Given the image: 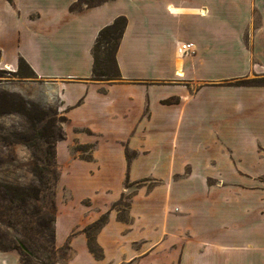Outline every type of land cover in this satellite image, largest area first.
<instances>
[{
  "label": "crops",
  "instance_id": "obj_1",
  "mask_svg": "<svg viewBox=\"0 0 264 264\" xmlns=\"http://www.w3.org/2000/svg\"><path fill=\"white\" fill-rule=\"evenodd\" d=\"M76 1L12 0L10 3L7 0H0V64L14 68V71L18 58L23 57L37 76L36 80L18 82V88H11L10 91L18 93L23 98L32 99L24 85L30 90L33 87L36 90L38 87L36 85L43 86L44 90L50 86L51 93L57 96L60 107L68 118L65 128L67 133L82 127H88L105 136L114 134L116 137H127L134 132L135 136L130 140L131 145L136 146L143 141L145 147L151 149L149 158L145 159L167 162L164 172L171 163L169 156L166 157L164 154L166 144L170 141L172 147L176 148V153L172 155L173 166L179 161L182 164L187 158L194 163L195 169L210 172L216 180L222 182V185L191 190L189 196L193 197L190 200L193 201L190 204V212L181 216L179 227L185 234H188L189 230L193 240L181 244L180 239L177 264H264V187H262L264 183H261L264 182V86H202L191 102L193 109L182 113L179 107L160 104L159 100L175 93H180L183 97L184 91L180 92L181 90H176L173 86L142 83L147 78L167 75L174 65L182 72L183 68L189 72L193 67L196 81H216L222 77L236 78L246 75L264 76V0H162V4L157 8L149 5V2L144 6L147 0H124L142 3L139 6L141 12L139 20L135 19V16H125L116 11L98 20L92 28L90 26L80 28L83 32H90L87 45L91 57L89 68L85 72L80 71L75 65L65 67L64 64L58 63L56 66L54 63L49 65L43 63L46 67L43 70L41 61L45 57L59 58L62 52H66L61 45L71 44L69 36L65 35L76 30L78 18L87 13L94 14L98 7L114 0L80 8L73 7ZM120 15L127 18L116 52L120 79L91 80L92 46L96 36L101 28ZM185 18L191 19L190 22L193 21L194 24L201 22L203 26L206 21L211 23L214 19L217 22L224 20L228 22L231 30L218 33L219 23H215L217 27L213 31L203 29L201 26L200 29H196L197 32H192L190 28L181 27L180 24ZM210 26L212 27L213 23ZM49 36L51 39L48 42L45 38ZM153 38L163 44L171 41L170 47L167 45V50L164 49L162 54L161 73L148 74L128 70L125 59L130 57L133 60L143 59L148 54L146 46ZM181 41L194 44L193 57L176 60V44ZM28 48L33 53L28 51ZM68 50L70 53L71 50ZM39 90L41 88H38ZM163 90L166 93L162 92ZM115 91L122 93L112 96V92ZM199 97L203 98L200 103ZM39 99L36 97L33 101L37 102ZM145 107H148L150 112L149 120L141 118ZM79 108L89 109L91 119L69 128L72 114ZM196 130L205 134L199 137L197 134L188 136L180 134L183 131L186 134L191 132L193 134ZM165 132L170 136L163 134ZM77 134L84 142L93 141L90 135L85 136L81 132ZM140 134L147 136L142 139ZM237 134L245 138V144L241 148L243 153L239 151L241 146L238 147ZM154 138H158V143L148 144ZM232 138L235 142L230 140ZM181 140L187 149L193 147L202 149L203 146L209 150L215 149L216 154L206 160L192 158L189 155L180 157L177 150L182 146ZM155 149L156 154H151ZM243 154L254 155L256 159L253 161L244 159ZM99 158V166L97 162L86 164L88 172L90 169H93V173L102 169L108 172L114 170L119 176L120 183L122 170L128 169V163L112 159L108 152ZM102 159L106 160L103 164ZM141 162L142 160H139L134 163L131 172L162 174L151 169L143 170ZM207 163L209 168L202 169ZM154 167L157 169L158 164ZM175 167L179 169L181 165ZM119 187L113 196H110L112 190L108 186L103 189V192L110 189L109 193L104 192L103 205L97 204L95 200L92 202L105 207L109 201L116 198ZM83 197L86 196L76 197L73 201H70V198L65 203L77 205L82 211L77 221L64 233L59 244L56 241L62 205L58 208L54 225L56 247L63 244L73 228H77L80 233L72 235L70 239L72 253L79 250L89 262L96 263L106 258L107 264H114L115 261H111L112 255L118 254L121 249L116 242L117 238L96 241L103 250L101 259H96L88 250L83 232L87 224L83 226L79 224L82 219L87 220L86 223L90 222L94 211H91L90 206L79 203ZM141 205L148 207L146 203L136 207ZM135 208H132V211L137 212ZM192 254L195 255V260L194 263H189ZM160 258H163V261L159 262ZM140 259L141 264H168L170 261L169 258L156 255L153 251ZM0 264L21 262L15 251L0 250ZM55 264L62 263L57 261Z\"/></svg>",
  "mask_w": 264,
  "mask_h": 264
},
{
  "label": "rangeland",
  "instance_id": "obj_2",
  "mask_svg": "<svg viewBox=\"0 0 264 264\" xmlns=\"http://www.w3.org/2000/svg\"><path fill=\"white\" fill-rule=\"evenodd\" d=\"M148 2L149 5L156 8L162 4V0H147L143 5L146 6ZM141 4V2L136 1H109L98 7L94 14L87 13L78 18L76 30L65 35L69 36L68 39L71 44L66 45L64 43L61 45L63 51L66 52H62L59 58L45 57L41 61V69H46L44 64L54 63L56 66L58 63L64 64L65 67L75 65L80 71L85 72L89 68L91 57L87 45L90 32H83L80 28L84 26L92 28L98 20L108 17L116 11L125 16H135V19L139 20L141 15L139 6ZM190 20L183 19L180 24L181 27L190 28V31L197 32L196 29L203 26L201 22L194 24ZM162 22H164L163 19ZM211 23H213L212 27L210 26ZM211 23L206 21L203 29L213 31L217 27L216 24L219 23L218 33L231 30L228 22L224 20L217 22L214 19V22ZM50 39V36L45 38L48 42ZM152 40L146 46L148 54L143 59L133 60L131 57L125 59L128 70L148 74L161 73L162 54L167 45L168 48L170 47L171 41L163 44L155 38ZM68 49L71 50L70 53L67 52ZM28 51L33 53L29 48ZM194 55V53L182 57L176 55L175 58L182 60ZM13 69L10 66L0 64V248L15 247L11 250L18 253L21 264H49L50 256H52L54 264L57 261L62 264H66V261L67 264H107L106 258L93 263L86 260L79 250L72 253L70 239L72 235L80 233L77 228H73L68 238L58 247H56L55 242H52L50 232L45 228L46 225L51 229L54 228L58 208L62 205L56 241L59 244L64 233L77 221L82 211L77 205L65 203L70 198V201H73L76 197L86 196L81 198L79 203L90 206L91 211H94L91 214L89 224L102 213L107 214L105 225L95 234L96 241L98 239L117 238L116 242L121 247L118 254L112 255L111 261H115L114 264H141L140 258L152 251L156 255L169 258L168 264H177L180 239H182L181 244L193 240L189 230H187L188 234H185L180 231L179 227L181 216L190 212V204L193 201H190L193 197L189 196L191 190L210 188L216 184L222 185V182L216 180L210 172L205 173L195 169L194 163L187 158L182 164L181 161L176 162L175 166L181 165L179 169L173 166L172 155L176 153V148L172 147L170 141L166 144L164 154L166 157L169 156V163L170 161L171 163L164 172V168L168 165L167 162L145 159L149 158L151 149L145 147L143 141L136 146L131 145L130 140L132 136H135L134 132H131L127 137H116L114 134L105 136L88 127H82L67 133L65 128L68 118L65 111L60 107L57 96L51 93L50 86L47 85L49 86L46 87L48 89L44 90L43 86L36 85L38 86L36 91L34 87L30 90L27 85H24L26 92H30L32 99L23 98L10 89L18 88V82L30 79L13 77L9 74ZM176 69L177 67L174 65L172 71L167 75L147 78L142 83L173 86L176 90H181L180 92L184 91L185 96L183 97L180 96V93H175L159 100L160 104L179 107L182 113L185 110L193 109L191 102L202 86H243L240 81L256 77L246 75L236 78L222 77L216 81H196L193 67L189 72L183 68V76H177ZM38 81L50 82V80ZM38 88L41 90L38 91ZM121 93L115 91L111 95L117 96ZM36 97L40 99L34 102L33 99ZM21 99L43 107L49 118L47 123L40 121L39 118L42 114L32 111L30 107L27 109L32 114L31 119L20 112ZM201 99L203 100L202 97L198 98V103L202 102ZM142 117L150 119L148 107H145ZM89 119H91L89 109H76L68 127L78 126L84 121H89ZM60 127H62V137H59ZM78 132L85 136L90 135L93 141L84 142L80 140ZM163 134L170 136L168 132ZM180 134L185 136L197 134L199 137L205 133L201 134L200 130H196V133L193 134L192 132L186 134L184 131ZM140 135L142 139L147 136L146 134ZM237 135L239 136L236 137L237 142H239L238 147L241 146L239 151L243 153L241 148L245 144V138L243 135ZM45 136L49 138V145L44 140ZM230 140L235 142L234 138ZM152 143L157 144L158 138H154L148 144ZM182 146H180L182 149L177 150V155L180 157L189 155L192 158L198 157L199 160H206L216 154L215 149L209 150L203 146L202 149L196 147L187 149L183 146L184 149ZM156 151L157 149L151 154H156ZM106 152L112 159L128 163V169L122 170L120 183L119 176L114 170L108 172L102 169V171L93 173V169H90V173L88 172L86 164L97 162V166H99V157L106 155ZM244 157L250 161L256 159L254 155H245ZM139 160H142L141 167L143 170L151 169V171L162 174L131 172V166ZM104 161L106 162L102 159V164ZM155 164H158L157 169L154 167ZM208 164H204L202 169L209 168ZM261 183L264 182L261 181ZM8 186L21 188L25 192L23 195L25 201H10L6 193ZM106 186L112 190V192L110 189L104 190L105 193L110 192V196L115 195L119 187L117 196L114 200L109 201L105 207L97 206L92 200L103 205L105 202L103 189ZM143 203L148 204V207H142L144 205L139 206L140 209L136 207ZM132 208L138 211L134 212ZM85 221L87 220L82 219L79 226L84 224L88 226L89 224ZM113 253H117V251H113ZM192 255L189 263H194L195 255ZM161 261L163 258H160L159 262Z\"/></svg>",
  "mask_w": 264,
  "mask_h": 264
},
{
  "label": "trees",
  "instance_id": "obj_3",
  "mask_svg": "<svg viewBox=\"0 0 264 264\" xmlns=\"http://www.w3.org/2000/svg\"><path fill=\"white\" fill-rule=\"evenodd\" d=\"M7 1L12 3V0ZM106 1L108 0H77L74 3L73 7H92ZM126 23V17L120 15L117 16L110 24L104 26L99 30L95 42L92 46L93 63L90 76L91 80L115 81L120 79V71L116 61V52L124 33ZM9 74L13 77H17L18 79L36 80L37 78L33 69L23 57L18 58L16 70L9 72ZM240 83L247 86H264V76H258L252 79L243 80L240 81ZM21 104L22 106L20 107V112L26 115L29 119H31L32 114L30 113V110L27 109L28 107H30L32 111H36L42 114L39 120L47 123L49 118L43 107L32 102L25 101L23 99H21ZM59 130V137H62V127H60ZM44 140L46 144L49 145V138L45 136ZM6 193L10 201H25V198L23 197L25 192L22 191L21 188L18 189L14 188L13 186H8L6 187ZM106 221L107 214L103 213L99 216L98 219L83 228V232L87 239L88 250L96 259H101L103 257V250L96 242L95 234L105 225ZM45 228L50 232L52 242L54 243V228L51 229L47 225L45 226ZM14 248H0V250L7 251ZM49 259V264H54L52 256H50Z\"/></svg>",
  "mask_w": 264,
  "mask_h": 264
},
{
  "label": "built area",
  "instance_id": "obj_4",
  "mask_svg": "<svg viewBox=\"0 0 264 264\" xmlns=\"http://www.w3.org/2000/svg\"><path fill=\"white\" fill-rule=\"evenodd\" d=\"M195 51V46L192 42H177L176 44V54L178 57L187 56L193 54Z\"/></svg>",
  "mask_w": 264,
  "mask_h": 264
},
{
  "label": "bare ground",
  "instance_id": "obj_5",
  "mask_svg": "<svg viewBox=\"0 0 264 264\" xmlns=\"http://www.w3.org/2000/svg\"><path fill=\"white\" fill-rule=\"evenodd\" d=\"M176 75L177 76H182L183 75V72H182V70L179 67L176 70Z\"/></svg>",
  "mask_w": 264,
  "mask_h": 264
}]
</instances>
